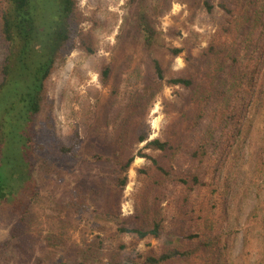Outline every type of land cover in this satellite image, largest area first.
Instances as JSON below:
<instances>
[{
	"label": "rangeland",
	"instance_id": "obj_1",
	"mask_svg": "<svg viewBox=\"0 0 264 264\" xmlns=\"http://www.w3.org/2000/svg\"><path fill=\"white\" fill-rule=\"evenodd\" d=\"M77 1L78 37L59 59L47 82V108L41 117L45 152L35 167L39 196L30 209L27 233L22 227L16 231L19 217L12 209L0 207V264H58L62 262L60 250L48 247L53 238L65 240L61 252L67 255L87 253L91 249L89 245L98 243L99 238L104 240L107 255L120 244L140 252L159 251L174 240L172 227L180 225L188 233L213 230L219 236L220 242L214 249L216 255L209 252L216 264H264V0H209L215 6L212 14L194 0H162L157 25L165 45L183 49L176 58L165 49L158 53L166 77H204L209 68L204 54L210 46L221 44L220 51L212 58L211 68L224 74L221 85L227 84L230 95L223 96L220 92V97L233 112L224 117L217 129L216 141H212L207 158L193 164L191 150L200 143L201 134L197 139L188 136L179 123L190 91L164 84L152 102L139 107L137 115L148 127L149 140L174 139L173 153L179 160L177 174L192 172L196 164L203 183L194 190L168 184L163 194L158 192L155 202L152 199L155 208L151 209L165 219L160 240H139L135 236L119 237L103 232V227H108L106 217L98 216L94 209L81 216L63 214L78 184L84 180L96 181L95 175L99 178L106 175L103 165L87 159L94 154L117 156L113 145L117 135L122 134L121 124L128 128L137 125L127 117L132 112L129 106L135 101H132L135 92L154 78L141 34L133 23L130 0ZM243 19L249 26L255 20L260 27L244 30L233 26ZM228 27L231 33L226 34ZM249 36L251 39L247 40ZM3 49L0 48V60L5 54ZM189 58L191 62L187 61ZM106 64L112 67V77L104 87L99 73ZM144 91V96H148L155 88L145 86ZM110 102L115 103L114 109L108 107ZM116 111L121 115L116 116ZM49 115L53 116V122L46 120ZM210 123L208 120L206 124ZM76 132L84 156V161L79 162L62 156L52 141L56 138L64 145H71ZM146 144H136L134 153L161 156L146 149ZM151 166L150 160L136 157L129 171V183L120 198V209L114 213L115 217L110 214V219L120 223L142 209L145 186L151 178L145 172ZM105 191L93 199L101 211L107 210ZM68 264L77 263L69 260Z\"/></svg>",
	"mask_w": 264,
	"mask_h": 264
},
{
	"label": "trees",
	"instance_id": "obj_2",
	"mask_svg": "<svg viewBox=\"0 0 264 264\" xmlns=\"http://www.w3.org/2000/svg\"><path fill=\"white\" fill-rule=\"evenodd\" d=\"M194 1L200 3L209 14L215 11V6L209 0ZM161 3L162 0H130L133 7V23L141 34L142 46L148 53L149 65L153 70L154 78L145 86L155 88V91L144 96L145 86H140L138 93L135 92L137 99L133 97L132 101H135L129 106L132 112L127 113L130 115L127 117L137 125L128 128L121 124L119 129L122 134L117 135L113 145L117 148V156L94 154L87 159L103 165L107 177L104 175L99 178L95 175L96 181L91 183L84 180V183L78 184L73 188L74 193L63 209L66 217L81 216L94 209L98 216L106 217L108 227H103V232H110L112 235L115 233L119 237L135 236L139 240H160L163 237L165 219L156 210L151 209L155 208L153 201H156L158 192L159 195L163 194L162 191H166L168 184L187 186L190 190L203 186L200 169L196 164L192 172L177 174L175 169L179 160L173 153L174 139H169L173 143L159 138L149 140L148 127L142 123L141 116L137 115L141 104L152 102L164 84L190 91L191 97L187 107L182 110L179 123L186 129L188 136L194 135L197 139L201 134L200 143L191 150L193 164L196 160L203 161L207 158L208 149L212 141H216V134L224 122V117L233 112L229 103L224 104L220 97V92L223 96L230 95L227 84L221 85L224 84L221 82L224 74L211 68L214 66L211 63L212 58L220 51L221 44L210 46L204 54L203 57L209 65L204 77H166V70L158 53L165 49L176 58L183 53V49L167 48L165 45L163 33L157 25ZM77 4V0H0V48L5 49V54L0 60V207L12 209L13 214L19 217L16 231H19V227H27L30 209L39 196L35 167L45 152L41 137V117L47 108V82L59 59L72 48L75 37H78ZM221 7L230 13L226 5ZM233 26L244 30L251 26L256 30L260 24L253 20L249 26L243 19ZM228 28L225 29L226 34L231 33ZM250 39L251 36L247 38ZM233 44L235 45V41ZM191 59L187 61L191 62ZM221 62L224 64L223 59ZM234 62H237V59H234ZM221 68L223 69L222 66ZM111 77L112 67L106 64L99 73L102 86L106 87ZM107 104L111 105L109 108H115V103ZM116 114L121 115L120 111H116ZM53 119L52 115L46 118L48 122H53ZM208 120L211 121L210 124H206ZM47 126L52 134L51 124ZM52 141L56 143L62 156L70 157L76 162L84 161L77 132L71 145H64L56 138ZM144 142H147L146 149L161 156L152 157L141 151L135 154V145ZM136 157L151 161V168L145 172L151 176L150 182L145 186L146 195L141 204L142 209H137L138 213L141 212L140 215L137 213L118 223L110 219L109 215L120 209V198L129 183V171ZM95 183L97 185L93 187ZM103 190L108 193L106 211H101L102 208L93 201ZM115 215L117 214L113 217ZM112 222L114 224L110 225ZM184 228L183 225L172 227L174 240L163 245L159 251L140 252L120 244L107 255L108 251L104 248L102 238H99L98 243L89 245L91 249L87 253L81 252L77 255L63 254L61 250L66 242L59 238L48 242V247L53 246L60 250L62 262L58 264H68L69 260L77 264H216L209 252L216 255L214 249L220 242L219 236L215 235L213 230L206 233H188L189 230ZM27 230L28 228L25 229L26 233ZM107 238L108 236L105 240ZM55 252H52V256Z\"/></svg>",
	"mask_w": 264,
	"mask_h": 264
}]
</instances>
